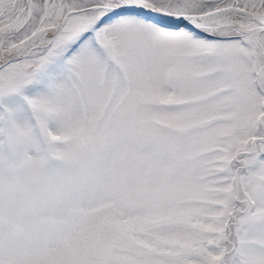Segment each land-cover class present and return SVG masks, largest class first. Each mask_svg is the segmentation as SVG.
<instances>
[{
    "label": "snow or ice",
    "instance_id": "obj_1",
    "mask_svg": "<svg viewBox=\"0 0 264 264\" xmlns=\"http://www.w3.org/2000/svg\"><path fill=\"white\" fill-rule=\"evenodd\" d=\"M0 264H264V0H0Z\"/></svg>",
    "mask_w": 264,
    "mask_h": 264
}]
</instances>
